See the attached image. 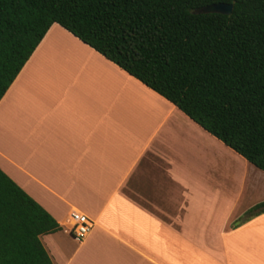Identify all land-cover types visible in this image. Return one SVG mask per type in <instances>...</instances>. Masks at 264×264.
<instances>
[{"label": "crops", "instance_id": "1", "mask_svg": "<svg viewBox=\"0 0 264 264\" xmlns=\"http://www.w3.org/2000/svg\"><path fill=\"white\" fill-rule=\"evenodd\" d=\"M0 170L58 223L53 264H264V213L234 226L264 173L57 24L0 100Z\"/></svg>", "mask_w": 264, "mask_h": 264}, {"label": "trees", "instance_id": "2", "mask_svg": "<svg viewBox=\"0 0 264 264\" xmlns=\"http://www.w3.org/2000/svg\"><path fill=\"white\" fill-rule=\"evenodd\" d=\"M53 24L264 173V0H0V100ZM59 230L0 170V264H53L40 237Z\"/></svg>", "mask_w": 264, "mask_h": 264}, {"label": "built area", "instance_id": "3", "mask_svg": "<svg viewBox=\"0 0 264 264\" xmlns=\"http://www.w3.org/2000/svg\"><path fill=\"white\" fill-rule=\"evenodd\" d=\"M69 219L71 221V228L68 231L70 237L75 242L83 241L93 227L92 221L78 211H71L69 213Z\"/></svg>", "mask_w": 264, "mask_h": 264}, {"label": "water", "instance_id": "4", "mask_svg": "<svg viewBox=\"0 0 264 264\" xmlns=\"http://www.w3.org/2000/svg\"><path fill=\"white\" fill-rule=\"evenodd\" d=\"M231 11H232V4L218 3V4L205 6L197 11H194L193 13L194 14L217 13V14L229 16L231 14Z\"/></svg>", "mask_w": 264, "mask_h": 264}, {"label": "rangeland", "instance_id": "5", "mask_svg": "<svg viewBox=\"0 0 264 264\" xmlns=\"http://www.w3.org/2000/svg\"><path fill=\"white\" fill-rule=\"evenodd\" d=\"M41 239H42V240H43V242H44V238L42 237Z\"/></svg>", "mask_w": 264, "mask_h": 264}]
</instances>
